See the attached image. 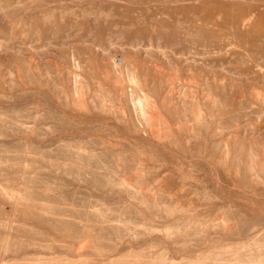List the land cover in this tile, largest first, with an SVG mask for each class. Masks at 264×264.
Wrapping results in <instances>:
<instances>
[{
	"label": "rangeland",
	"instance_id": "374dc122",
	"mask_svg": "<svg viewBox=\"0 0 264 264\" xmlns=\"http://www.w3.org/2000/svg\"><path fill=\"white\" fill-rule=\"evenodd\" d=\"M175 1L0 0V264H264V0Z\"/></svg>",
	"mask_w": 264,
	"mask_h": 264
},
{
	"label": "bare ground",
	"instance_id": "6f19581e",
	"mask_svg": "<svg viewBox=\"0 0 264 264\" xmlns=\"http://www.w3.org/2000/svg\"><path fill=\"white\" fill-rule=\"evenodd\" d=\"M167 1V0H165ZM186 0H176L175 2H185ZM148 42V41H147ZM156 42V41H155ZM140 44V43H139ZM149 44V43H148ZM166 49V48H165Z\"/></svg>",
	"mask_w": 264,
	"mask_h": 264
}]
</instances>
